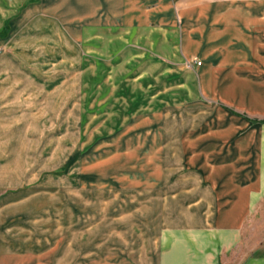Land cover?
I'll return each instance as SVG.
<instances>
[{
    "label": "rangeland",
    "instance_id": "rangeland-1",
    "mask_svg": "<svg viewBox=\"0 0 264 264\" xmlns=\"http://www.w3.org/2000/svg\"><path fill=\"white\" fill-rule=\"evenodd\" d=\"M87 2L0 0V195L20 253L56 240L61 264H154L165 235L202 222L187 195L203 190L172 153L192 62L173 31L96 25ZM262 214L225 264L264 255Z\"/></svg>",
    "mask_w": 264,
    "mask_h": 264
},
{
    "label": "crops",
    "instance_id": "crops-1",
    "mask_svg": "<svg viewBox=\"0 0 264 264\" xmlns=\"http://www.w3.org/2000/svg\"><path fill=\"white\" fill-rule=\"evenodd\" d=\"M83 1L95 10L96 25L173 31L180 58L192 62L196 93L172 153L194 181L186 184L203 190L190 201L187 195L196 205L188 209L199 211L202 222L165 235L169 246L154 264H225L236 258L245 224L264 213V0ZM45 5L42 14L61 23L62 7ZM13 203L12 196L0 195V264H61L56 240L44 238L41 245L37 239L25 253L18 251L8 226L20 217ZM250 261L264 264V255Z\"/></svg>",
    "mask_w": 264,
    "mask_h": 264
},
{
    "label": "built area",
    "instance_id": "built-area-1",
    "mask_svg": "<svg viewBox=\"0 0 264 264\" xmlns=\"http://www.w3.org/2000/svg\"><path fill=\"white\" fill-rule=\"evenodd\" d=\"M196 65H197V66H199V65H200V63H199V62H197V63H196Z\"/></svg>",
    "mask_w": 264,
    "mask_h": 264
}]
</instances>
